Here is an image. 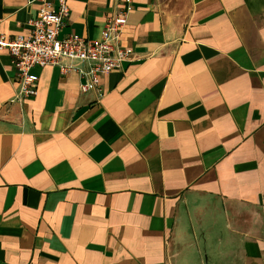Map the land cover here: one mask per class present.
<instances>
[{
    "label": "crops",
    "instance_id": "1",
    "mask_svg": "<svg viewBox=\"0 0 264 264\" xmlns=\"http://www.w3.org/2000/svg\"><path fill=\"white\" fill-rule=\"evenodd\" d=\"M39 0H0V36ZM98 41L120 0H70ZM130 62L102 78L0 52V264H264V0H134Z\"/></svg>",
    "mask_w": 264,
    "mask_h": 264
},
{
    "label": "built area",
    "instance_id": "2",
    "mask_svg": "<svg viewBox=\"0 0 264 264\" xmlns=\"http://www.w3.org/2000/svg\"><path fill=\"white\" fill-rule=\"evenodd\" d=\"M39 1L38 15L30 21L27 35L10 40L0 36V52H9L14 60L19 83L16 99L22 102L37 96L39 76L32 72L36 66H56L64 75L77 74L82 80V93L92 92L102 98V78L120 70L132 58L122 40L134 0H120L124 8L107 20L98 41L75 34L60 38L70 18V0Z\"/></svg>",
    "mask_w": 264,
    "mask_h": 264
}]
</instances>
